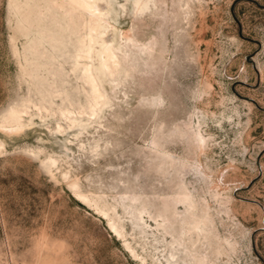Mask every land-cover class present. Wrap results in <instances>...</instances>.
<instances>
[{"label": "rangeland", "instance_id": "1", "mask_svg": "<svg viewBox=\"0 0 264 264\" xmlns=\"http://www.w3.org/2000/svg\"><path fill=\"white\" fill-rule=\"evenodd\" d=\"M99 1L0 0V264H264V0Z\"/></svg>", "mask_w": 264, "mask_h": 264}, {"label": "bare ground", "instance_id": "2", "mask_svg": "<svg viewBox=\"0 0 264 264\" xmlns=\"http://www.w3.org/2000/svg\"><path fill=\"white\" fill-rule=\"evenodd\" d=\"M68 2H70L73 5H75V7L77 6V8H80L87 15H89L90 17H92L93 20H94V17L97 15L98 11L100 10V6H101V3H100L99 0H68ZM90 29L92 31L94 28L91 26ZM88 43H89V39H88ZM108 45L109 44H107V45L104 46L101 55H103L104 61H109V63L114 64V55L111 52V50H110V48H109ZM88 54H89V50L86 52V56H88ZM86 71H88V70H86ZM65 113L68 114V113H70V111H66Z\"/></svg>", "mask_w": 264, "mask_h": 264}, {"label": "snow or ice", "instance_id": "3", "mask_svg": "<svg viewBox=\"0 0 264 264\" xmlns=\"http://www.w3.org/2000/svg\"><path fill=\"white\" fill-rule=\"evenodd\" d=\"M137 2H138V0H137ZM129 10H130V11H135V10L133 9V6H132L131 3H129ZM143 11H145V10H141L140 12H136L135 14H136V15H143ZM69 143H72V141H69ZM88 162L91 163V161H88Z\"/></svg>", "mask_w": 264, "mask_h": 264}]
</instances>
